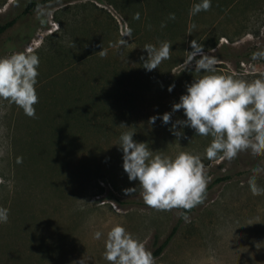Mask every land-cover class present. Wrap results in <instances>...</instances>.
<instances>
[{
    "label": "rangeland",
    "instance_id": "obj_1",
    "mask_svg": "<svg viewBox=\"0 0 264 264\" xmlns=\"http://www.w3.org/2000/svg\"><path fill=\"white\" fill-rule=\"evenodd\" d=\"M31 1L36 0H0V22ZM193 2L56 0L21 17L0 37V56L30 45L40 58L35 116L0 100V205L10 209L8 222L0 224V264H109L104 239L116 223L145 241L154 255L180 222L181 211L146 205L139 188L125 195L138 181H129L122 167L119 137L128 130L123 126L132 127L133 139L153 151L201 154L210 177L204 201L180 222L168 247L154 256L155 264H264V192L254 194L248 183L264 156L209 161L204 150L211 136H195L188 127L184 137L171 133V122L185 118L183 110L173 113L169 124L160 118L201 75L194 63L186 70L181 64L194 39L205 53L215 49L209 54L216 56L221 50L219 72L248 82L264 76V61H251L264 52V0H212L207 11L190 17ZM170 12L174 20L168 19ZM120 38L129 44L114 47ZM165 40L172 45L169 58L145 70L143 46ZM96 87L106 106L97 114L108 127L115 123L100 137L74 118L65 97V91ZM115 91L119 100L108 96ZM150 117H157L154 124ZM227 174L230 180L214 183ZM256 182L264 188V173ZM95 231L102 233L99 240Z\"/></svg>",
    "mask_w": 264,
    "mask_h": 264
},
{
    "label": "clouds",
    "instance_id": "obj_2",
    "mask_svg": "<svg viewBox=\"0 0 264 264\" xmlns=\"http://www.w3.org/2000/svg\"><path fill=\"white\" fill-rule=\"evenodd\" d=\"M211 3L212 0H194L189 16L207 11ZM135 18L139 19L138 13ZM168 19L174 20L175 13L170 12ZM195 27L194 23L190 24L188 31ZM126 36H131V29ZM128 44V40L120 38L113 46L122 48ZM171 48V42L167 40L159 42L158 46L145 44L143 49L148 55L146 59L141 57L143 68L147 71L158 68L169 58ZM191 49L186 51L187 56L181 64L186 70L194 63L195 72L201 75L185 85L186 92L172 105L171 112L160 117L162 122L169 124L172 114L183 110L185 118L171 122V133L177 138L184 137L183 128L188 127L195 131V136H211L212 140L204 150L209 161L231 162L243 153H250L253 158L264 156V76L248 82L233 74H224L216 68L218 58L209 54L215 49L205 53L204 46L195 39L191 41ZM99 54L103 56L106 51L103 49ZM251 61H264V52L253 54ZM39 65V55L30 45L23 51L0 56V100L15 104L25 115L32 117L39 99L36 88ZM174 87V84L170 85L168 91ZM156 118L150 117L149 123L154 124ZM123 127L128 130L119 137L122 167L129 181H138L136 187L124 189L125 195H131L139 188L144 203L160 210H188L203 201L210 177L201 154L180 151L170 156L153 151L147 142L133 139L132 127ZM260 173H264V160L252 170L248 181L254 194L264 192L256 182ZM9 214L10 209L0 205V224L8 222ZM181 217L188 219L186 212L181 213ZM101 236V231L93 233L94 239L99 240ZM104 249L103 258L109 264H155V257L145 241L120 223L107 231Z\"/></svg>",
    "mask_w": 264,
    "mask_h": 264
},
{
    "label": "trees",
    "instance_id": "obj_3",
    "mask_svg": "<svg viewBox=\"0 0 264 264\" xmlns=\"http://www.w3.org/2000/svg\"><path fill=\"white\" fill-rule=\"evenodd\" d=\"M13 1L17 2L18 0H13ZM53 1H56V0H36V1L29 2L24 7V9L22 10L20 14L4 22H0V37L4 33H6L9 29H11L21 17L29 15L32 12L38 10L40 7L45 6ZM216 57L218 59L225 58L221 50L217 51ZM226 58H229V57H226ZM65 92H66L65 97L67 101L70 102V104L74 106V109H72L71 111L74 118L78 119L83 124V126L87 130H89V132L92 135H94L95 137H100V135H102L107 129H110V130H112L113 128L115 129V123H112V124L110 123L108 127L106 123L101 120V117L97 114L98 112L103 111L106 107L103 103L102 91H99L97 87L90 91H83V89L79 88L77 91H65ZM107 93L110 98H116V100L117 99L119 100V97H118L119 95L116 93V91L114 93L112 92H107ZM116 100L114 102H109V103H117ZM111 119H112V122H114V119L113 118ZM231 178H232V175L227 174L224 177L217 178L214 181V183L227 181V180H230ZM115 200L117 203L120 204V201H118L117 199ZM202 202L191 209H188V210L179 209V210L181 211V213L186 212L187 216H189L196 210L198 206L202 204ZM182 220L184 219L180 217V222ZM180 222L172 228V231L167 236V238L155 250L154 256L156 257L160 256L163 253V251L168 247V245L170 244V242L173 240L174 236L177 233Z\"/></svg>",
    "mask_w": 264,
    "mask_h": 264
},
{
    "label": "built area",
    "instance_id": "obj_4",
    "mask_svg": "<svg viewBox=\"0 0 264 264\" xmlns=\"http://www.w3.org/2000/svg\"><path fill=\"white\" fill-rule=\"evenodd\" d=\"M126 30H127V28H126Z\"/></svg>",
    "mask_w": 264,
    "mask_h": 264
}]
</instances>
